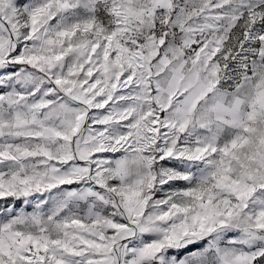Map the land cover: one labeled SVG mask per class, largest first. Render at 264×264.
<instances>
[{"label": "snow or ice", "instance_id": "snow-or-ice-1", "mask_svg": "<svg viewBox=\"0 0 264 264\" xmlns=\"http://www.w3.org/2000/svg\"><path fill=\"white\" fill-rule=\"evenodd\" d=\"M0 264H264V0H0Z\"/></svg>", "mask_w": 264, "mask_h": 264}]
</instances>
